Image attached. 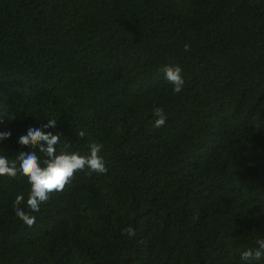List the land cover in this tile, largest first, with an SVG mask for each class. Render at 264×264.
<instances>
[{
    "label": "trees",
    "instance_id": "trees-1",
    "mask_svg": "<svg viewBox=\"0 0 264 264\" xmlns=\"http://www.w3.org/2000/svg\"><path fill=\"white\" fill-rule=\"evenodd\" d=\"M47 118L108 172L22 201L32 226L0 176V264H238L264 236V0H0V155Z\"/></svg>",
    "mask_w": 264,
    "mask_h": 264
},
{
    "label": "clouds",
    "instance_id": "clouds-1",
    "mask_svg": "<svg viewBox=\"0 0 264 264\" xmlns=\"http://www.w3.org/2000/svg\"><path fill=\"white\" fill-rule=\"evenodd\" d=\"M188 50L189 46L185 45V51ZM163 73L165 80L172 85L173 94L181 93L185 86L182 68L179 65H165ZM153 115L155 128L166 124L168 117L162 107H155ZM56 127L57 120L48 118L46 123L30 125L26 133L20 135L17 140L19 145L28 146V150L19 151L15 160H9L8 157L0 155V176L16 177L19 173L26 177L30 185V193L26 201L23 193L17 194L14 200L15 213L28 226L35 223L36 217L21 207L22 201L31 212H39L40 205L49 199L50 194L64 190L75 173L87 170L89 175L93 173L105 175L108 172L106 161L101 155L103 150L101 143L90 142L87 155H81L75 151L58 153L57 146L61 143L62 133L54 131ZM85 135V131L78 133L80 138ZM11 137L10 130L0 131V144L10 140ZM123 231L129 237L135 235L132 227ZM238 264H264V236H257L253 246L239 254Z\"/></svg>",
    "mask_w": 264,
    "mask_h": 264
}]
</instances>
